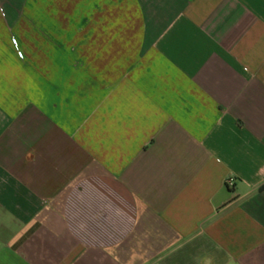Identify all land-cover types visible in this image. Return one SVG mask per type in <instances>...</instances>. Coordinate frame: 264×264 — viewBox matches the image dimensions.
Segmentation results:
<instances>
[{
	"label": "crops",
	"instance_id": "1",
	"mask_svg": "<svg viewBox=\"0 0 264 264\" xmlns=\"http://www.w3.org/2000/svg\"><path fill=\"white\" fill-rule=\"evenodd\" d=\"M0 264H264V0H0Z\"/></svg>",
	"mask_w": 264,
	"mask_h": 264
},
{
	"label": "built area",
	"instance_id": "2",
	"mask_svg": "<svg viewBox=\"0 0 264 264\" xmlns=\"http://www.w3.org/2000/svg\"><path fill=\"white\" fill-rule=\"evenodd\" d=\"M20 56L22 57V54H20ZM234 181L235 179L233 177L228 178L226 181V186L228 188H232L234 186Z\"/></svg>",
	"mask_w": 264,
	"mask_h": 264
}]
</instances>
